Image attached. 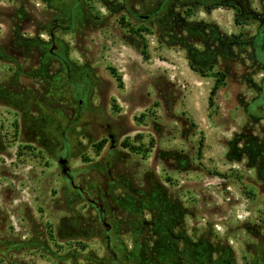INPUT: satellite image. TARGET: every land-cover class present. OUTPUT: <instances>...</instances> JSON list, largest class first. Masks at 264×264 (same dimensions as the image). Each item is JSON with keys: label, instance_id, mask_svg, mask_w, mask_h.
<instances>
[{"label": "rangeland", "instance_id": "rangeland-1", "mask_svg": "<svg viewBox=\"0 0 264 264\" xmlns=\"http://www.w3.org/2000/svg\"><path fill=\"white\" fill-rule=\"evenodd\" d=\"M263 27L264 0H0V264H264Z\"/></svg>", "mask_w": 264, "mask_h": 264}, {"label": "trees", "instance_id": "trees-1", "mask_svg": "<svg viewBox=\"0 0 264 264\" xmlns=\"http://www.w3.org/2000/svg\"><path fill=\"white\" fill-rule=\"evenodd\" d=\"M200 74H202V72H200ZM219 81L221 82L222 80H219ZM217 90H218V86H215V87L212 89V91H211V93H210V97H209V104L212 103L213 97L215 96ZM125 145H126V144H125ZM131 149H132V150H135V148H131Z\"/></svg>", "mask_w": 264, "mask_h": 264}, {"label": "flooded vegetation", "instance_id": "flooded-vegetation-1", "mask_svg": "<svg viewBox=\"0 0 264 264\" xmlns=\"http://www.w3.org/2000/svg\"><path fill=\"white\" fill-rule=\"evenodd\" d=\"M257 37L260 39V40H263L264 39V27L258 32V35H257ZM264 89V88H263ZM263 100H264V90H263V98H262ZM61 161H65V160H61Z\"/></svg>", "mask_w": 264, "mask_h": 264}, {"label": "water", "instance_id": "water-1", "mask_svg": "<svg viewBox=\"0 0 264 264\" xmlns=\"http://www.w3.org/2000/svg\"><path fill=\"white\" fill-rule=\"evenodd\" d=\"M61 166L64 168L66 161H60ZM65 171V170H64Z\"/></svg>", "mask_w": 264, "mask_h": 264}]
</instances>
